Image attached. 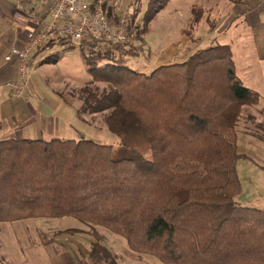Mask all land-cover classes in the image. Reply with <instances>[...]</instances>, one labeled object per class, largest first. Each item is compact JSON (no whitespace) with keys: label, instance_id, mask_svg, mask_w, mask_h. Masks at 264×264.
<instances>
[{"label":"trees","instance_id":"trees-1","mask_svg":"<svg viewBox=\"0 0 264 264\" xmlns=\"http://www.w3.org/2000/svg\"><path fill=\"white\" fill-rule=\"evenodd\" d=\"M168 2L149 0L144 24L133 17L135 43L86 52L92 80L75 96L78 115L104 113L117 146L0 140V222L74 216L93 228V262L112 257L99 225L166 264H264V208L235 200L238 121L260 94L237 75L231 47L210 45L150 72L129 65L149 56V23ZM205 10L194 5L196 21Z\"/></svg>","mask_w":264,"mask_h":264},{"label":"rangeland","instance_id":"rangeland-1","mask_svg":"<svg viewBox=\"0 0 264 264\" xmlns=\"http://www.w3.org/2000/svg\"><path fill=\"white\" fill-rule=\"evenodd\" d=\"M148 1L120 0V3L124 9H129V6L134 4L132 9L134 17L137 15L139 24L142 22L144 24L143 16L147 10ZM226 1L169 0L168 4L157 12L149 23L146 42L153 52H150L149 56L142 54L136 59L133 58V61L130 59L129 65L135 69L139 68L144 72H150L155 68L154 66L168 65L175 61L176 57H173L169 63L161 61L158 65L159 58L164 55V52H169L172 46L178 44L180 51L184 52L189 47L205 48L221 41L231 44L229 46L234 51L233 58L237 59L239 66L251 64L250 60L253 59V55L245 53L239 47V44H244V38L239 37L238 28L236 26L225 28L228 20L227 8L229 10L232 8L228 2L226 8ZM230 2L233 1L230 0ZM192 5L206 9L213 8L212 17L217 18V21L220 20V22L214 26L211 25V22L205 18L206 10L202 13L199 21H196ZM212 27H214L216 35H213ZM222 28L224 29L220 31ZM193 36L197 39L194 40ZM184 39L185 42L181 43ZM191 39L194 42H190ZM245 48L249 47L245 46ZM87 55L79 40L56 42L53 46L43 50L37 57L36 61L45 57H47V61L38 68V72L33 73L31 70L30 79L40 92H48L51 88L64 99L66 104L62 113L65 115L62 117L66 121L68 118L70 119L66 130L72 135L66 136L69 133L65 135L62 133V136L78 138L79 135H86L106 144L117 146L120 138L104 125V113L78 115L77 105H80V101L75 96L82 86L92 80L85 62ZM40 82L46 85H40ZM100 85L102 86V84ZM257 112V107L251 110H244L243 107L238 121L237 149L239 157L236 166L241 182V191L235 200L243 205L264 208V122L260 120V114ZM77 130H81V134ZM43 139L48 140L50 137L43 136ZM95 228L104 236L102 244L111 252L110 264H166L155 255L133 251L124 236L104 226L96 225ZM67 229H74L77 232L71 234L65 231ZM92 230V226L68 215L63 217L38 216L0 222V264H55V259L66 257V254L60 258L58 255L69 252L75 259L81 260L80 264H108L98 260L93 262V258L91 259L92 244L89 241H95ZM45 240H55L56 244L54 247L48 248L44 245ZM76 242L82 243V247L86 248L81 249L78 244L76 245ZM59 248L62 249L61 252H59Z\"/></svg>","mask_w":264,"mask_h":264},{"label":"crops","instance_id":"crops-1","mask_svg":"<svg viewBox=\"0 0 264 264\" xmlns=\"http://www.w3.org/2000/svg\"><path fill=\"white\" fill-rule=\"evenodd\" d=\"M232 1L234 3L230 2V0H227L225 3V6L227 2L232 6L230 10L226 6L228 20L225 24V28L236 26L239 30V37L244 38V44H239V47H241L245 53L253 55V59L250 60L252 63L244 64V66H239L237 64V59L234 60L236 73L247 87L260 94L259 103L245 105L244 110H251L257 107V113L260 114L261 118L260 120L264 122V0ZM193 7L194 5H192V11ZM206 12L207 14L205 18L211 22V25L214 26L217 22H220V20L217 21V18L212 17V14L214 13L213 8H207ZM50 17H52L51 9L40 12L38 11L36 15H31L25 12L23 4L19 0H0V140L6 138L37 139L43 138V136L50 137L51 139L54 137L65 138L67 135H72V133L66 130V125L70 123V119L68 118L66 121L62 117V115H65L62 113L66 104L64 99L51 88L48 92H40L37 87L33 85L31 79H29L27 84L23 83L18 71L17 63L15 61H7L5 58L13 47H23L26 44L27 32L29 29L40 26L42 21H49ZM213 28L214 27H212V30ZM223 29L224 28L220 31ZM183 31H185V29H183ZM213 35H216L215 31L213 32ZM215 38L216 36L214 39ZM193 39L196 40L197 38L193 36ZM192 41L193 40L191 39L190 42ZM183 42H185V39L181 43ZM54 44L48 45L47 47L33 53V61H31V70L33 73L38 72V68L47 61V57L36 61L37 57L43 52V50L48 49V47L53 46ZM192 44L194 45V43ZM216 44L229 45L230 43L221 41ZM245 46L250 49L245 48ZM199 49L203 48L195 49L193 46L189 47L186 51L181 52L177 44L172 46L169 52H164V55L158 60V65L161 61L169 63L173 57H176V59L171 63L183 61ZM150 50L152 53L153 51L151 48ZM232 52L234 54V51ZM40 85L45 86L46 84L40 82ZM19 91H21L20 96L17 94ZM77 131L81 134V130ZM62 133L64 135L66 133L69 134L62 136ZM82 137L91 138L90 136L79 135L78 138L65 139L78 140ZM89 242L92 244L94 241L90 240ZM55 244V240L52 242L44 241V245L48 248L54 247ZM77 244L81 249L86 248L82 247V243L76 242V245ZM61 250L62 249H60L59 252H61ZM63 250H66V248H63ZM63 254H66V257L60 258L61 256H64ZM71 255L73 256L71 252L61 253L58 255L60 259H55L54 262L55 264L81 263L80 259H75V257H72Z\"/></svg>","mask_w":264,"mask_h":264},{"label":"built area","instance_id":"built-area-1","mask_svg":"<svg viewBox=\"0 0 264 264\" xmlns=\"http://www.w3.org/2000/svg\"><path fill=\"white\" fill-rule=\"evenodd\" d=\"M25 12L36 15L51 9V21H42L27 32L23 47H13L6 55L15 61L23 83L30 79L32 55L51 43L79 40L87 53L117 49L135 43L129 26L133 20L134 4L129 9L120 0H19ZM18 96L21 95L19 91Z\"/></svg>","mask_w":264,"mask_h":264}]
</instances>
